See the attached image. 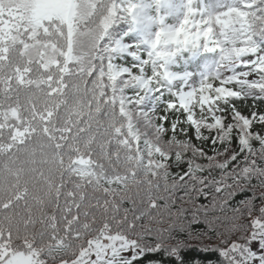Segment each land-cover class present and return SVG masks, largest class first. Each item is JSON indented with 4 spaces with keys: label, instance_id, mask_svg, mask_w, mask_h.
<instances>
[{
    "label": "snow or ice",
    "instance_id": "snow-or-ice-1",
    "mask_svg": "<svg viewBox=\"0 0 264 264\" xmlns=\"http://www.w3.org/2000/svg\"><path fill=\"white\" fill-rule=\"evenodd\" d=\"M255 101L264 0H0V264H264Z\"/></svg>",
    "mask_w": 264,
    "mask_h": 264
},
{
    "label": "trees",
    "instance_id": "trees-1",
    "mask_svg": "<svg viewBox=\"0 0 264 264\" xmlns=\"http://www.w3.org/2000/svg\"><path fill=\"white\" fill-rule=\"evenodd\" d=\"M195 2V0H194ZM253 104V101L249 99L247 102H237V106L241 109L243 114L249 115L251 109V105ZM256 104V110L261 111L264 110V101H255ZM160 114H162V109L160 110ZM199 113L197 112V116ZM167 139V136L165 137ZM183 138V137H181ZM193 143L200 144V142L193 140ZM255 144V142H253ZM209 154H212L211 152V145L210 143H205L202 145ZM235 146V145H234ZM255 183V181H253ZM125 207H129L127 203L124 205ZM38 227V225H37ZM199 227H202L199 226ZM196 242L193 241V244ZM205 243H209L211 246H215L217 241L212 240V241H205ZM163 254L161 253L160 256H155V257H148V258H154V259H159ZM182 255L184 256L185 260L188 262V264H191L193 260H198L200 261V264H208L209 261L212 262V264H221V258L218 256L217 253L215 252H200L197 250L196 247H193L191 249L185 250L182 252ZM147 259V258H146ZM139 264H143V262H139Z\"/></svg>",
    "mask_w": 264,
    "mask_h": 264
},
{
    "label": "rangeland",
    "instance_id": "rangeland-1",
    "mask_svg": "<svg viewBox=\"0 0 264 264\" xmlns=\"http://www.w3.org/2000/svg\"><path fill=\"white\" fill-rule=\"evenodd\" d=\"M205 2H207V0H205ZM169 22H171V21H169ZM240 70H244V69H240V68L237 69V71H240ZM226 74H228V73H226ZM249 79H258V77H256L255 75H252V76H249ZM256 247H257V245L254 243L253 248L255 249Z\"/></svg>",
    "mask_w": 264,
    "mask_h": 264
}]
</instances>
